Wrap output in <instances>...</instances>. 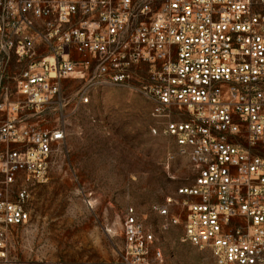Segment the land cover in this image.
<instances>
[{"label":"built area","instance_id":"1","mask_svg":"<svg viewBox=\"0 0 264 264\" xmlns=\"http://www.w3.org/2000/svg\"><path fill=\"white\" fill-rule=\"evenodd\" d=\"M68 82L81 106L116 87L152 105L193 175L151 207L164 229L218 264H264V0H0L1 261L65 148ZM123 235L117 262L76 264H165L135 208Z\"/></svg>","mask_w":264,"mask_h":264},{"label":"rangeland","instance_id":"2","mask_svg":"<svg viewBox=\"0 0 264 264\" xmlns=\"http://www.w3.org/2000/svg\"><path fill=\"white\" fill-rule=\"evenodd\" d=\"M79 87L64 85L65 148L53 161L49 181L29 188L31 220L14 232L9 257L0 264L115 263L125 246L129 208L155 233L165 264H218L209 249L181 241L182 225L164 229L151 211L193 175L174 140L154 134L163 124L151 116L149 101L116 87L94 93L91 103L81 106ZM60 116L52 109L35 121L53 128Z\"/></svg>","mask_w":264,"mask_h":264},{"label":"crops","instance_id":"3","mask_svg":"<svg viewBox=\"0 0 264 264\" xmlns=\"http://www.w3.org/2000/svg\"><path fill=\"white\" fill-rule=\"evenodd\" d=\"M1 119H3V116H2V115H0V120H1Z\"/></svg>","mask_w":264,"mask_h":264}]
</instances>
